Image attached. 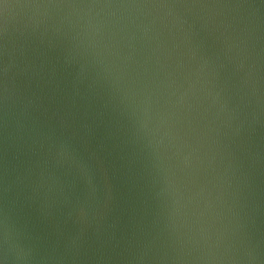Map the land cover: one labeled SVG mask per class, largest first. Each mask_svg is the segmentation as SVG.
<instances>
[{
    "label": "water",
    "instance_id": "water-1",
    "mask_svg": "<svg viewBox=\"0 0 264 264\" xmlns=\"http://www.w3.org/2000/svg\"><path fill=\"white\" fill-rule=\"evenodd\" d=\"M0 264H264V0H0Z\"/></svg>",
    "mask_w": 264,
    "mask_h": 264
}]
</instances>
